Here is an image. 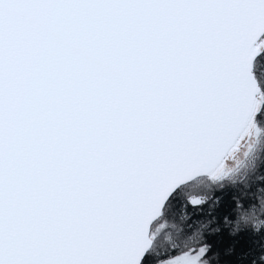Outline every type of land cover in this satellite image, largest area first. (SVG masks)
I'll use <instances>...</instances> for the list:
<instances>
[{"label":"snow or ice","instance_id":"1","mask_svg":"<svg viewBox=\"0 0 264 264\" xmlns=\"http://www.w3.org/2000/svg\"><path fill=\"white\" fill-rule=\"evenodd\" d=\"M0 264H264V0H0Z\"/></svg>","mask_w":264,"mask_h":264}]
</instances>
